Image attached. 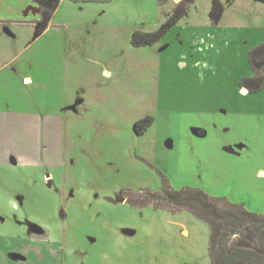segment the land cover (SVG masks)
<instances>
[{
  "label": "rangeland",
  "instance_id": "1",
  "mask_svg": "<svg viewBox=\"0 0 264 264\" xmlns=\"http://www.w3.org/2000/svg\"><path fill=\"white\" fill-rule=\"evenodd\" d=\"M214 1L60 0L41 39L35 23L0 39V264L15 240L17 264H211L208 223L127 203L165 182L264 213V89L240 86L264 4L221 0L216 29ZM188 3L161 41L132 44ZM69 95L87 99L77 118Z\"/></svg>",
  "mask_w": 264,
  "mask_h": 264
},
{
  "label": "trees",
  "instance_id": "2",
  "mask_svg": "<svg viewBox=\"0 0 264 264\" xmlns=\"http://www.w3.org/2000/svg\"><path fill=\"white\" fill-rule=\"evenodd\" d=\"M32 1L40 8L41 18L34 23L38 33H42L50 25L60 5V0ZM191 3L186 6L179 4L158 31H136L132 36V44L135 47H141L154 45L161 41L169 30L187 15ZM223 12L224 5L220 0H215L210 14L215 26L220 23ZM249 61L253 75L243 77L240 86L247 89L249 93L255 94L264 89V43L250 50ZM127 203L135 206L154 205L157 208L170 207V209L187 210L208 223L211 230V264H264V213L251 212L244 204L233 203L226 197L211 196L200 188L186 187L176 190L168 182H165L162 191L152 192L148 190L138 197L130 195ZM250 231L255 233L252 238L256 240L255 242H251L248 237ZM235 235H238L242 242L248 241L250 244L237 243L230 246L229 242Z\"/></svg>",
  "mask_w": 264,
  "mask_h": 264
},
{
  "label": "crops",
  "instance_id": "3",
  "mask_svg": "<svg viewBox=\"0 0 264 264\" xmlns=\"http://www.w3.org/2000/svg\"><path fill=\"white\" fill-rule=\"evenodd\" d=\"M235 1H237V0H235ZM254 1H256L259 4H264V0H254ZM211 10H212V6H211ZM210 14H211V11H210ZM187 15H188V13H187ZM40 18H41L40 8L32 0H0V39H3V38L12 39V40L17 39L18 36H17L16 32L14 31L13 26H18V27L26 26V27L30 28L31 25H33L32 23L39 21ZM219 25L220 26L222 25L221 21L218 25H216L217 28L216 27H214V28L219 29ZM47 29H45V31L42 33H38L37 26H36V30L33 33V42L32 43H34L36 40L41 39L42 35L46 32ZM222 37L224 38V41H222V42H227L226 37L225 36H222ZM20 55H21V53H17L14 58L17 59V57ZM10 65H12L10 60H7L2 65H0V74L2 72H4L7 69V67L11 68ZM249 65H250V73L253 75V69L251 67L250 61H249ZM9 71L14 76H21V79L23 80L24 83L25 82H29V83L33 82V78L31 76H27V75L22 74L20 69H18V68H14L12 70L10 69ZM109 74H110V72L105 73V75H109ZM241 89H242L243 94H245V95L251 94L248 92L247 89H245L244 91H243L244 88H241ZM83 91L84 90H82V92ZM83 93H85V95H87L86 91H84ZM73 96L74 95H71V96L69 95V98L68 99L66 98L67 102L65 101V104H64V110H65L64 112L73 116L71 118H77L78 115L80 114L79 109H78L79 106H82V104H86L87 99L86 98L83 99L81 96L74 98ZM6 120H10V119L6 118ZM66 120H67V118H66ZM10 155L11 154H8V156H10ZM11 160H12L13 164L18 163V160L15 159L14 157H12ZM124 202H126V201H124ZM12 244L15 246L17 245V248L22 247L21 250L23 249L24 251H26L23 248L24 243L22 241L15 240ZM19 245H21V247ZM23 250L17 251L14 247L8 248L7 251L4 252L5 253L4 257L9 262H11L13 264H17L19 261L26 260V259H23V256H21V255H25ZM0 252H2V250H0Z\"/></svg>",
  "mask_w": 264,
  "mask_h": 264
},
{
  "label": "water",
  "instance_id": "4",
  "mask_svg": "<svg viewBox=\"0 0 264 264\" xmlns=\"http://www.w3.org/2000/svg\"><path fill=\"white\" fill-rule=\"evenodd\" d=\"M245 89H243V91H244ZM125 198L124 197H121L120 198V200H121V202H124L125 200H124Z\"/></svg>",
  "mask_w": 264,
  "mask_h": 264
}]
</instances>
